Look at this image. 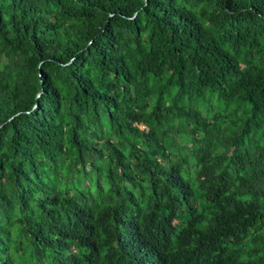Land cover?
Returning <instances> with one entry per match:
<instances>
[{
    "label": "trees",
    "instance_id": "trees-1",
    "mask_svg": "<svg viewBox=\"0 0 264 264\" xmlns=\"http://www.w3.org/2000/svg\"><path fill=\"white\" fill-rule=\"evenodd\" d=\"M0 264H264V0H0Z\"/></svg>",
    "mask_w": 264,
    "mask_h": 264
},
{
    "label": "rangeland",
    "instance_id": "rangeland-1",
    "mask_svg": "<svg viewBox=\"0 0 264 264\" xmlns=\"http://www.w3.org/2000/svg\"><path fill=\"white\" fill-rule=\"evenodd\" d=\"M62 167H64V166H62ZM81 182H83V181L81 180Z\"/></svg>",
    "mask_w": 264,
    "mask_h": 264
},
{
    "label": "built area",
    "instance_id": "built-area-1",
    "mask_svg": "<svg viewBox=\"0 0 264 264\" xmlns=\"http://www.w3.org/2000/svg\"><path fill=\"white\" fill-rule=\"evenodd\" d=\"M145 127H143V129H144Z\"/></svg>",
    "mask_w": 264,
    "mask_h": 264
}]
</instances>
